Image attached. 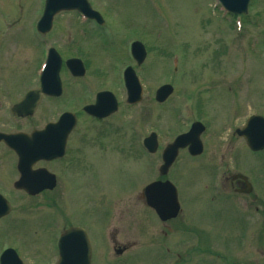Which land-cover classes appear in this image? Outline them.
<instances>
[{
    "label": "rangeland",
    "instance_id": "obj_1",
    "mask_svg": "<svg viewBox=\"0 0 264 264\" xmlns=\"http://www.w3.org/2000/svg\"><path fill=\"white\" fill-rule=\"evenodd\" d=\"M42 1L0 0V13L10 21H20L0 50L3 81L18 80L36 63L30 37ZM89 1L106 20L103 28L89 30L90 42L84 46L90 70L101 81L96 85L89 77L90 97L92 89L108 87L118 100L117 112L107 120L88 123L90 197L85 200L73 193L71 198L57 200L55 206L50 200L40 201L35 210L39 216L25 211L23 224L17 226L9 220L0 230V243L7 241L26 264L41 263L53 252V238L61 232L54 226H60V218L82 224L80 211L125 210L133 211L134 219L108 223L119 229V242L137 241L118 260L125 264H264V153L252 155L234 134L248 115L264 116V0H252L241 15V34L232 22L218 17L213 0ZM74 17L75 12L60 13L54 23L74 25ZM107 25L110 35L103 33ZM130 39L147 44L146 61L140 67L122 48ZM128 65L143 87L140 103L134 107L126 104L120 82L114 81ZM5 70L7 77L1 76ZM165 83L173 86V93L157 104L154 92ZM10 104L7 98L2 102L6 110ZM197 120L206 127L200 136L203 152L191 158L182 150L166 175L177 187L181 212L164 225L144 205L142 189L158 177L161 149ZM150 132L158 139L153 155L141 145ZM103 146L110 148L104 151ZM230 173L246 176L252 184L250 197L230 193L225 181L223 186V176ZM215 192H229L232 203L221 206L212 198ZM92 214L86 228L93 240L104 241L99 248L104 261H109L107 257H113L111 229L102 227ZM35 250L39 255L34 256Z\"/></svg>",
    "mask_w": 264,
    "mask_h": 264
},
{
    "label": "flooded vegetation",
    "instance_id": "obj_2",
    "mask_svg": "<svg viewBox=\"0 0 264 264\" xmlns=\"http://www.w3.org/2000/svg\"><path fill=\"white\" fill-rule=\"evenodd\" d=\"M4 22L6 32L0 40V50L5 47L6 38L9 35L12 27L19 24V19L10 21L6 16L1 14ZM74 25L69 21L54 23L55 17L52 19L49 30L46 33H40L36 29V23L39 17L33 23V51L37 54L35 64L30 66L29 72L24 74L18 80L0 79V134L5 135H30L35 132H41L48 124L57 123L62 115L67 116V124L74 121V126L64 135V128H56L53 134L41 140L42 142L51 141L54 143L53 148L49 152L37 153L32 155L31 150H26L23 142L13 140L11 143L17 150H14L10 145L0 140V230L6 228L8 221L15 226L23 224L25 217L24 212L28 211L30 215L35 216L37 213L36 207L40 205L43 199L50 200L55 206L57 200L71 198L73 193H79L78 197L88 198V183L90 178V167L88 164L87 145L89 141V119L97 121L90 117L85 111L84 107L94 101L97 93L108 91L111 92L117 100L115 91L111 88L92 89L93 98L90 97V79L94 84L99 85L101 81L96 80V75L92 74L89 64V54L85 52L84 46L89 44V30L94 28H103L104 24L99 25L93 19L85 18L75 13ZM60 19H63L60 17ZM107 28L108 25L106 26ZM101 34H99L100 36ZM136 40V39H135ZM124 47V48H123ZM52 48L58 54L59 64H51L45 69L42 80L40 78V71L43 67L41 62L44 53ZM122 48L127 50L125 42ZM57 58V55L55 54ZM74 59L73 64L68 66L67 60ZM144 61H146V56ZM143 61V62H144ZM142 66V65H140ZM139 66V67H140ZM1 76H6V70ZM119 84V76L115 75V80ZM10 82V83H9ZM6 87L4 94L2 91ZM36 91L38 96L35 107L30 113L23 115H16L12 113L11 108L16 103L20 102L26 94ZM13 95V98L11 96ZM9 99L11 103L9 109L6 110L2 106L4 99ZM91 99V102L89 101ZM6 101V100H5ZM30 109V107L28 108ZM105 119H103L104 121ZM39 140V139H38ZM42 143L39 141L37 146ZM46 147V144H44ZM22 158H28L26 163H19V154ZM238 174L226 176L231 192L239 196L250 197L252 194V184L249 185L247 178H241ZM48 177L53 180V185L49 189H41L37 192H32L39 185H35L36 181H42L43 178ZM80 188V191L74 192V189ZM219 199V198H218ZM86 200V199H85ZM225 198L224 204H226ZM219 203V202H218ZM220 204V203H219ZM250 203H244V207ZM53 212V211H52ZM55 212V211H54ZM53 212V213H54ZM103 223L102 227L108 226L109 240L111 244V251L113 257L109 261H104V251H101L99 246L103 244L96 242L89 235L86 228V220L89 217V211H80L79 216L82 217V224L79 223H64L60 224L61 230L71 227H79L83 229L90 242L91 263L90 264H125L121 255L129 253L137 246V241L125 240L119 242L117 236L119 229L117 226L108 225L112 220L120 222L134 219L133 211H91ZM37 215V214H36ZM117 216V217H116ZM62 217V215H61ZM77 218V215L75 216ZM74 218V217H73ZM57 220V219H56ZM71 221V218H69ZM167 222V221H166ZM166 222H163L166 225ZM97 236L100 238L101 233L97 231ZM19 240L23 237L19 236ZM9 243L2 241L0 243V257L3 251L7 248ZM5 247V248H4ZM50 256L44 264H54L58 257V250L56 248V239L53 238V245ZM16 252V251H15ZM120 252V253H119ZM119 253V254H118ZM17 257L24 262L23 257L17 253ZM39 255L34 252V256ZM98 259V260H97ZM117 261V263L115 261ZM13 257H5L3 264H18ZM97 261V262H96ZM115 262V263H111ZM38 263V264H41ZM1 264V263H0Z\"/></svg>",
    "mask_w": 264,
    "mask_h": 264
},
{
    "label": "water",
    "instance_id": "obj_3",
    "mask_svg": "<svg viewBox=\"0 0 264 264\" xmlns=\"http://www.w3.org/2000/svg\"><path fill=\"white\" fill-rule=\"evenodd\" d=\"M49 4H47V22H50L52 15L58 12L61 9H72L77 8L80 11H84L81 6L76 5H65V4H55L53 0H48ZM55 1V0H54ZM61 2H68L69 0H57ZM222 5L232 11V12H241L244 10L248 0H219ZM90 15H92L91 11H88ZM95 14V13H94ZM2 21L0 18V37L2 36L4 30L1 26ZM139 55V54H138ZM138 60H141L138 58ZM128 88V99L127 101L130 103H136L140 100L141 88L140 84L135 78H130L127 83ZM172 92V87L169 85H164L160 87L155 94V98L158 102H162L166 99L168 95ZM31 99L26 98L22 103L16 105L13 109L19 110L24 107ZM101 101H97L94 106H90L88 108V112L90 114H95L97 112H101ZM111 112V111H108ZM202 127L198 124H194L190 131L184 135L178 136L172 144L168 145L163 151V165L160 168V172L165 174L168 167L172 163L173 159L177 154V150L179 148H183L188 146V151L191 155H197L201 152V144L198 140V135L201 132ZM238 135L242 136L248 147L251 150H259L264 148V118L260 116H251L247 122L245 127L242 130H239ZM2 138L10 139L7 136H1ZM33 141H28V143H32ZM145 143L148 145L151 151L155 150L156 142L154 135L148 138ZM31 147L32 144H29ZM144 196L146 199L147 205L152 207L157 215L161 217V219H168L177 213L179 209V205L176 197V190L174 186L166 181L164 183L155 182L148 185L144 189ZM59 259L56 264H89V249L86 238L82 231L80 230H68L63 233V235L59 239Z\"/></svg>",
    "mask_w": 264,
    "mask_h": 264
}]
</instances>
